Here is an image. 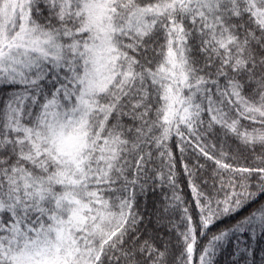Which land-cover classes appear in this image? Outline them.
I'll return each instance as SVG.
<instances>
[{
	"label": "snow or ice",
	"instance_id": "obj_1",
	"mask_svg": "<svg viewBox=\"0 0 264 264\" xmlns=\"http://www.w3.org/2000/svg\"><path fill=\"white\" fill-rule=\"evenodd\" d=\"M225 254L264 264V0H0V264Z\"/></svg>",
	"mask_w": 264,
	"mask_h": 264
},
{
	"label": "trees",
	"instance_id": "obj_2",
	"mask_svg": "<svg viewBox=\"0 0 264 264\" xmlns=\"http://www.w3.org/2000/svg\"><path fill=\"white\" fill-rule=\"evenodd\" d=\"M176 157H177V160L179 161L180 153H179V150L178 149L176 150ZM208 163L210 164L211 162H208ZM177 167H178L177 179L182 181V186H183V190H184V192L186 194V198L187 199H190L191 198V194H190V192H189V190L187 188V178L183 175V171H184L183 170V167L179 163H178ZM165 191H167V190H165ZM158 197H159V190H157V194L155 196H153L151 193L149 194V198H148V201H147L149 214H151V212H152L153 202ZM229 223H231V221L228 220V219H226L225 221H223V222L215 225L212 228V231L213 232L219 231L221 228L226 227ZM153 226H155L154 223H153ZM150 230H151V228H150ZM205 242H206V240H205ZM220 261H221V264H226L227 255L225 254V255L221 256L220 257Z\"/></svg>",
	"mask_w": 264,
	"mask_h": 264
}]
</instances>
